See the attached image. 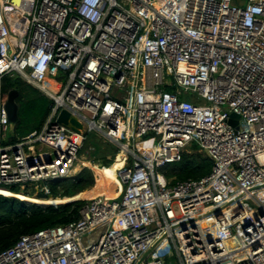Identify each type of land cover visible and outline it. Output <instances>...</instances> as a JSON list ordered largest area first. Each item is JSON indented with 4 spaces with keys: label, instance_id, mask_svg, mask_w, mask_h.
Here are the masks:
<instances>
[{
    "label": "built area",
    "instance_id": "built-area-1",
    "mask_svg": "<svg viewBox=\"0 0 264 264\" xmlns=\"http://www.w3.org/2000/svg\"><path fill=\"white\" fill-rule=\"evenodd\" d=\"M6 77L53 106L4 145ZM93 132L124 153L118 196L83 199L0 264H264V0H0V190L74 176ZM194 152L211 172L171 184L161 169Z\"/></svg>",
    "mask_w": 264,
    "mask_h": 264
},
{
    "label": "trees",
    "instance_id": "trees-1",
    "mask_svg": "<svg viewBox=\"0 0 264 264\" xmlns=\"http://www.w3.org/2000/svg\"><path fill=\"white\" fill-rule=\"evenodd\" d=\"M55 80L53 87L60 92L62 90L60 85L65 83L66 78L63 75H59ZM13 89L19 92L16 101L19 106L18 115L20 122L15 130H21L23 124L30 122L33 124L30 133L41 130L51 112L53 101L20 77L4 78V94L8 95L9 91ZM97 137L99 138L98 135ZM88 138L82 151L90 150V148L94 149L89 152L90 161L93 164H100L104 167L111 166L119 148L110 142H108L107 146L101 142H88ZM93 145L96 146L94 147ZM212 166L213 163L210 158L194 152L185 153L180 162L170 163L162 168L161 171L165 174L168 181L174 184L179 181L200 179L211 172ZM95 184L96 177L94 172L89 168H83L74 176L57 181L44 182L39 186L26 189L24 193H21L16 188H13L10 192L21 193L29 197L36 195V198L39 199L67 198L88 191ZM44 185L48 187V193L43 190ZM85 204L86 200H78L58 206H41L0 195V252L13 246L24 235L32 234L48 227L66 225L78 220L80 211Z\"/></svg>",
    "mask_w": 264,
    "mask_h": 264
},
{
    "label": "bare ground",
    "instance_id": "bare-ground-1",
    "mask_svg": "<svg viewBox=\"0 0 264 264\" xmlns=\"http://www.w3.org/2000/svg\"><path fill=\"white\" fill-rule=\"evenodd\" d=\"M123 156L124 153H120L114 163L109 166V167H104L100 164H93L90 161H85V165L84 166H88L89 168H91V170L94 172V174L97 177H100L98 180V185L95 186L94 188H92V190H88L84 193H80L77 194L73 197H67V198H48V199H39L36 197H29L26 196L24 194H18V193H13L10 192L8 190H0V195L2 196H6V197H12V198H16L28 203H34L37 205H62V204H66V203H70L73 202L74 200H80L82 198H93L97 195H105L107 200L110 199H114L118 196L117 193H112L110 190L112 188V186L115 184H120L119 179L117 178V171L119 170V168L122 167L123 165ZM102 232V229L91 234L87 240H95L98 236V234Z\"/></svg>",
    "mask_w": 264,
    "mask_h": 264
},
{
    "label": "water",
    "instance_id": "water-1",
    "mask_svg": "<svg viewBox=\"0 0 264 264\" xmlns=\"http://www.w3.org/2000/svg\"><path fill=\"white\" fill-rule=\"evenodd\" d=\"M19 92L15 89L10 90L8 95H7V101L5 104V108L8 112L9 115V120L11 123L10 129L11 131H15L17 125L20 122V118L18 115V110L19 106L17 104V97H18ZM240 116L237 114H232L231 115V120L230 123L237 126L239 122ZM58 123L64 125L65 127L76 131L80 132V130L83 128L82 124L79 122V120L74 117L70 112L67 110H62L60 115L58 116L57 119ZM77 201V200H74Z\"/></svg>",
    "mask_w": 264,
    "mask_h": 264
},
{
    "label": "rangeland",
    "instance_id": "rangeland-1",
    "mask_svg": "<svg viewBox=\"0 0 264 264\" xmlns=\"http://www.w3.org/2000/svg\"><path fill=\"white\" fill-rule=\"evenodd\" d=\"M6 97H7V94L5 95ZM5 97V98H6ZM184 97L186 98V99H188V100H192V101H200L199 99H198V96L196 95V94H193V93H185L184 94ZM32 123L30 122V123H26V124H23V129L21 128V130H15V131H10L9 133H8V138H9V141L8 142H6V141H4V145L5 144H9V143H14V142H17V141H19L22 137H25V136H27L29 133H30V129H31V127H32ZM89 136V138H88V142H90V141H93V142H95V143H97V142H101V143H104L106 146L109 144L108 142H106L104 139H102V138H98L97 137V135H96V133H91V134H89L88 135ZM94 146V145H93ZM96 146V145H95ZM94 146V147H95ZM92 150H94V149H92V148H90V150H87V151H81V154H80V157H81V160L83 161V162H85V161H89L90 160V151H92ZM97 165V164H96ZM83 168H85V166H84V164L83 163H78V165H77V168H76V172L74 173V174H78ZM90 169V168H89ZM91 170V169H90ZM98 178H100V177H98ZM16 189H18V188H16ZM27 189H29V188H27ZM19 190V189H18ZM112 193H115L114 191H115V189H113V191H112V188H111V190H110ZM20 192L22 193H24V192H26V190H20ZM34 197H36V195L34 196ZM83 199H85V198H82V199H80V200H83ZM43 206H47V205H43Z\"/></svg>",
    "mask_w": 264,
    "mask_h": 264
},
{
    "label": "crops",
    "instance_id": "crops-1",
    "mask_svg": "<svg viewBox=\"0 0 264 264\" xmlns=\"http://www.w3.org/2000/svg\"><path fill=\"white\" fill-rule=\"evenodd\" d=\"M90 190H92V189H90ZM86 192V191H85ZM84 193V192H83Z\"/></svg>",
    "mask_w": 264,
    "mask_h": 264
}]
</instances>
